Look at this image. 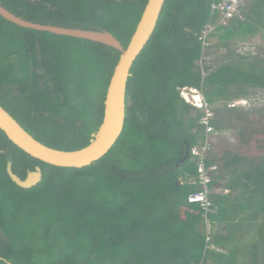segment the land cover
<instances>
[{
    "label": "trees",
    "instance_id": "16d2710c",
    "mask_svg": "<svg viewBox=\"0 0 264 264\" xmlns=\"http://www.w3.org/2000/svg\"><path fill=\"white\" fill-rule=\"evenodd\" d=\"M146 1L0 0V5L33 23L108 31L125 47ZM209 17V0H164L130 68L122 130L90 164L41 161L0 129V264H261L264 153L232 147L221 152L212 142L206 165L220 167L209 186L227 189L210 194L216 211L208 221L212 228L221 226L217 232L206 233L202 208L188 199L198 189L189 149L203 130L199 108L179 89L195 88L209 103L225 100L211 119L216 131L231 128L233 120L246 121L230 100L264 89V57L258 54L235 53L215 67L204 64L199 32ZM258 29H264V0H249L242 16L219 30L225 35ZM119 55L112 45L22 26L0 14V105L41 143L82 148L101 123ZM243 129L239 135L246 144ZM9 160L21 178L39 166L40 181L17 185L6 171ZM254 224L258 238L244 252L234 236ZM210 244L214 247L207 248Z\"/></svg>",
    "mask_w": 264,
    "mask_h": 264
},
{
    "label": "water",
    "instance_id": "95a60500",
    "mask_svg": "<svg viewBox=\"0 0 264 264\" xmlns=\"http://www.w3.org/2000/svg\"><path fill=\"white\" fill-rule=\"evenodd\" d=\"M163 2L164 0L146 1L141 16L125 47L108 31L33 23L15 16L0 5V14L19 25L100 41L120 50L118 61L114 66L107 85L101 123L96 131L91 133V138L86 146L71 151L49 147L35 139L0 105V129L7 138L29 155L57 166L82 167L103 156L114 144L122 130L125 113L126 83L130 68L136 56L151 36ZM192 96L195 101L200 100L199 95L193 94ZM192 104L197 106L196 103ZM185 157H182L181 160ZM6 171L12 181L25 188L34 186L42 177L39 166H35L34 170H29L24 178L19 177L13 172L10 160L6 163Z\"/></svg>",
    "mask_w": 264,
    "mask_h": 264
},
{
    "label": "rangeland",
    "instance_id": "374dc122",
    "mask_svg": "<svg viewBox=\"0 0 264 264\" xmlns=\"http://www.w3.org/2000/svg\"><path fill=\"white\" fill-rule=\"evenodd\" d=\"M221 32L218 30L212 36L211 47L204 52L203 60L206 61L204 64L215 67L220 61L230 59L232 56L233 58L236 57L235 53H251L264 57V29L255 30L252 34H245L234 30L225 35ZM223 43L228 44V49L232 54L228 53L226 46L222 45ZM225 103L224 99L211 103L214 113L216 110L222 109ZM228 104L240 106L241 111L245 113L246 121L241 124V122L233 120L231 128L213 133L212 136L216 137L215 141L219 145V150L222 152L223 148L232 147L235 150H247L255 156L263 154L264 148H259V145H262L264 140V89H252L248 97L230 100ZM242 126H244V129ZM239 128L243 129V134L247 140L246 144L241 142ZM220 191L227 192V189L221 186ZM261 219L262 216L260 218L258 216V219L255 221L256 226ZM255 224L244 226L234 236L236 238L235 241L241 245L244 252L249 251L250 244L254 239L258 238ZM220 228L221 226L216 224L213 226V231L217 232ZM244 257L248 259L247 255ZM260 261L262 264L264 259H260Z\"/></svg>",
    "mask_w": 264,
    "mask_h": 264
},
{
    "label": "built area",
    "instance_id": "2783aa9c",
    "mask_svg": "<svg viewBox=\"0 0 264 264\" xmlns=\"http://www.w3.org/2000/svg\"><path fill=\"white\" fill-rule=\"evenodd\" d=\"M249 0H209V12L210 17L204 24L203 28L199 32V39L202 46L201 60L204 58V52L207 47L212 43V36L224 26H227L229 22L237 17L242 16V12ZM188 93V94H187ZM179 94L188 103H196L201 115L199 123L202 127V137L193 144L189 149L191 159L196 162V176L193 178L192 183L196 184L195 191L188 194V199L191 202L197 203L202 208V214L205 221V230L209 234V231L213 228L208 221V214L216 211L210 194L213 189L209 184L212 178L213 171L216 170V164L206 165L209 151L212 149L213 133L216 131L211 124V119L214 115V111L211 103L205 100L203 94L192 87H181ZM193 94L200 96L199 101H195ZM209 239V235L206 237ZM214 246L207 245V248H213Z\"/></svg>",
    "mask_w": 264,
    "mask_h": 264
},
{
    "label": "crops",
    "instance_id": "0c3cea01",
    "mask_svg": "<svg viewBox=\"0 0 264 264\" xmlns=\"http://www.w3.org/2000/svg\"><path fill=\"white\" fill-rule=\"evenodd\" d=\"M213 137V141L215 142V140H216V137H214V136H212ZM215 164H216V166H217V169L215 170V173L217 172V171H219V167H220V164L218 163V162H215ZM220 182H222V184L224 183V180L222 179ZM223 187V186H222ZM220 188H221V186L219 185V186H217V187H215L214 189H213V192L214 193H217V194H226L227 192H221L220 191Z\"/></svg>",
    "mask_w": 264,
    "mask_h": 264
},
{
    "label": "clouds",
    "instance_id": "9594fccd",
    "mask_svg": "<svg viewBox=\"0 0 264 264\" xmlns=\"http://www.w3.org/2000/svg\"><path fill=\"white\" fill-rule=\"evenodd\" d=\"M181 96V95H180ZM183 98V97H182ZM184 99V98H183ZM187 102V101H186Z\"/></svg>",
    "mask_w": 264,
    "mask_h": 264
}]
</instances>
